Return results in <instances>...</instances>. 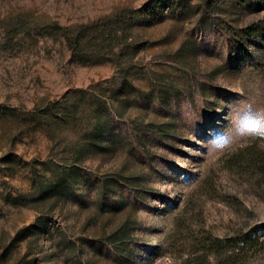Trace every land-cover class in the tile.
Instances as JSON below:
<instances>
[{
	"label": "rangeland",
	"instance_id": "374dc122",
	"mask_svg": "<svg viewBox=\"0 0 264 264\" xmlns=\"http://www.w3.org/2000/svg\"><path fill=\"white\" fill-rule=\"evenodd\" d=\"M152 3L0 0V264H264V141L208 146L264 107V33L229 49L264 0Z\"/></svg>",
	"mask_w": 264,
	"mask_h": 264
},
{
	"label": "trees",
	"instance_id": "16d2710c",
	"mask_svg": "<svg viewBox=\"0 0 264 264\" xmlns=\"http://www.w3.org/2000/svg\"><path fill=\"white\" fill-rule=\"evenodd\" d=\"M163 1L164 0H155V3H152L154 14H159L157 9ZM152 18L153 16L149 15V13L143 16L139 13L134 17L133 21L138 24H148L153 21ZM65 29L67 30L68 28H64V30ZM229 31L234 35L235 40L229 47L232 56L239 45L252 42L259 34L264 33V20L254 22L239 31L233 29H229ZM66 38L69 40L68 35H66ZM104 107L105 109L108 108L107 105H104ZM124 230L125 225L119 229L118 235L124 236ZM255 240L256 238L253 233L238 234L226 239L207 234L203 237V240L192 246V252L189 257L183 261V264H246V258L242 254L243 248L245 244L254 243ZM222 248H225V250L222 251ZM139 254L140 253H138V255Z\"/></svg>",
	"mask_w": 264,
	"mask_h": 264
},
{
	"label": "clouds",
	"instance_id": "9594fccd",
	"mask_svg": "<svg viewBox=\"0 0 264 264\" xmlns=\"http://www.w3.org/2000/svg\"><path fill=\"white\" fill-rule=\"evenodd\" d=\"M209 150L223 153L239 141H264V107L243 105L230 116V126L226 129L209 130Z\"/></svg>",
	"mask_w": 264,
	"mask_h": 264
}]
</instances>
